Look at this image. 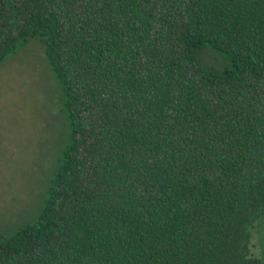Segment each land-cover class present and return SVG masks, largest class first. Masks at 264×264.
Segmentation results:
<instances>
[{
    "label": "trees",
    "instance_id": "1",
    "mask_svg": "<svg viewBox=\"0 0 264 264\" xmlns=\"http://www.w3.org/2000/svg\"><path fill=\"white\" fill-rule=\"evenodd\" d=\"M36 36L70 142L0 264H261L264 0H0V63Z\"/></svg>",
    "mask_w": 264,
    "mask_h": 264
},
{
    "label": "rangeland",
    "instance_id": "2",
    "mask_svg": "<svg viewBox=\"0 0 264 264\" xmlns=\"http://www.w3.org/2000/svg\"><path fill=\"white\" fill-rule=\"evenodd\" d=\"M198 59L206 69L231 66L210 45ZM69 142L62 85L36 36L0 63V239L36 220ZM249 245L264 264V215L250 227Z\"/></svg>",
    "mask_w": 264,
    "mask_h": 264
}]
</instances>
